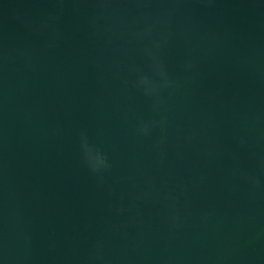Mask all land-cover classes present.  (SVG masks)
<instances>
[{"label":"water","instance_id":"95a60500","mask_svg":"<svg viewBox=\"0 0 264 264\" xmlns=\"http://www.w3.org/2000/svg\"><path fill=\"white\" fill-rule=\"evenodd\" d=\"M0 264H264V0H0Z\"/></svg>","mask_w":264,"mask_h":264}]
</instances>
